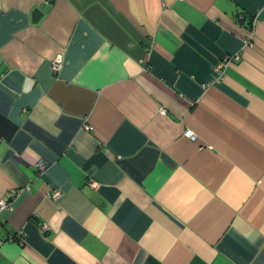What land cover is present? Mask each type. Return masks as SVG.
<instances>
[{
    "label": "crops",
    "instance_id": "crops-1",
    "mask_svg": "<svg viewBox=\"0 0 264 264\" xmlns=\"http://www.w3.org/2000/svg\"><path fill=\"white\" fill-rule=\"evenodd\" d=\"M0 200V264H264V0H0Z\"/></svg>",
    "mask_w": 264,
    "mask_h": 264
},
{
    "label": "built area",
    "instance_id": "built-area-1",
    "mask_svg": "<svg viewBox=\"0 0 264 264\" xmlns=\"http://www.w3.org/2000/svg\"><path fill=\"white\" fill-rule=\"evenodd\" d=\"M61 66H62V60H61L60 57H59V58H57V59L53 62V64H52V69H53L54 71H59L60 68H61ZM186 136L192 138L190 132H187V133H186ZM6 209H9V210L11 209L10 202H6V201L4 202V201H1V200H0V213H1L2 211L6 210Z\"/></svg>",
    "mask_w": 264,
    "mask_h": 264
},
{
    "label": "water",
    "instance_id": "water-1",
    "mask_svg": "<svg viewBox=\"0 0 264 264\" xmlns=\"http://www.w3.org/2000/svg\"><path fill=\"white\" fill-rule=\"evenodd\" d=\"M31 21L32 23H37L40 19L43 18L44 16V12H42L40 9L35 8L33 9L32 13H31Z\"/></svg>",
    "mask_w": 264,
    "mask_h": 264
}]
</instances>
